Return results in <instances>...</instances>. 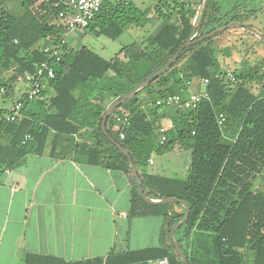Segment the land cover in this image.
Returning a JSON list of instances; mask_svg holds the SVG:
<instances>
[{"label":"trees","instance_id":"1","mask_svg":"<svg viewBox=\"0 0 264 264\" xmlns=\"http://www.w3.org/2000/svg\"><path fill=\"white\" fill-rule=\"evenodd\" d=\"M218 1L156 0L146 9L124 0L107 2L84 29L87 33L117 41L131 28L163 22L155 35L108 59L89 47L76 49L64 42L69 30L59 15L69 11L67 0H0V94L24 106L22 118L14 122L0 108V179L27 155L42 156L49 147L54 155L63 146L91 164L129 177L131 219H164L158 247L79 262L28 254L24 264H152L162 259L184 264L171 240L173 227L185 216L184 206H153L142 198L128 158L106 137L103 121L113 103L161 71L197 34V43L170 70L109 116L106 130L137 169L147 167L154 154L191 153L184 179L139 173L150 199L175 198L189 205L188 221L175 233L189 264H264V190L256 186L264 181V59L255 65L243 60L241 69L228 72L213 50L220 35L198 42L225 25ZM242 19L235 14L231 22L244 23ZM57 44L64 49L59 62L44 52V47ZM48 61L55 78L43 81L37 98L28 99L30 86L16 99V85L31 84L28 77ZM202 79L209 83H200ZM191 92L207 94L195 109L157 106L172 95L187 99ZM125 114L128 126L117 121ZM167 117L175 134L166 131L161 144V120ZM76 136L85 141L77 142ZM175 206L181 211H174Z\"/></svg>","mask_w":264,"mask_h":264},{"label":"crops","instance_id":"2","mask_svg":"<svg viewBox=\"0 0 264 264\" xmlns=\"http://www.w3.org/2000/svg\"><path fill=\"white\" fill-rule=\"evenodd\" d=\"M148 26L152 27L151 34ZM162 27L163 22L156 19L144 28H131L138 36L127 46L144 42ZM64 42L72 48H81L71 45L67 36ZM94 51L103 56V51ZM23 83L15 87L16 99L26 90ZM0 104L9 105L7 109L1 108L8 112L14 106L10 99L5 101L3 97ZM161 124L166 131L173 129V121L168 117ZM75 138L79 143L85 141ZM2 141L5 143L7 136ZM50 152L49 147L42 156L27 155L0 179V264H24L28 254L79 262L162 244L164 219L161 215L129 217L133 184L124 172L91 164L86 156L66 151L63 146L54 155ZM156 155L150 159L153 165L149 160L148 166L139 168L138 172L181 179L188 176L190 152L162 154L169 161L180 155L177 167L187 173L185 177L169 175L163 165L157 166ZM173 210L180 212L181 208L175 206ZM138 236L143 241L137 242Z\"/></svg>","mask_w":264,"mask_h":264},{"label":"rangeland","instance_id":"3","mask_svg":"<svg viewBox=\"0 0 264 264\" xmlns=\"http://www.w3.org/2000/svg\"><path fill=\"white\" fill-rule=\"evenodd\" d=\"M125 2L133 3L136 6L144 9L147 6H152L156 0H124ZM220 14L225 16L223 27L232 25L233 23L246 25L245 27L233 26L227 30L217 34L220 35L216 38L213 44V50L216 57L219 59L223 70L234 72L241 69L243 60L247 61L249 65H255L264 59V0H219ZM205 7V6H204ZM202 11V6L200 8ZM205 11V8H204ZM241 14L244 23L231 22L233 15ZM220 29V28H219ZM150 34L153 32L152 27L148 26ZM218 30V29H217ZM138 36L134 30L129 29L119 40L112 41L105 36H94L87 33L84 29H76L69 31L67 35L68 42L75 47L87 46L97 51H103V56L109 58L117 53L122 47L132 44L136 41ZM261 36V37H260ZM147 36L144 37V39ZM143 39V40H144ZM102 48H105L103 50ZM24 88H28L29 84L23 83ZM2 95L0 94V103ZM9 105H1L0 108L7 109ZM172 131V130H170ZM172 136L175 134L171 132ZM178 154V153H177ZM173 156V154H171ZM176 157V156H175ZM172 157L169 161L165 155H156L157 166L163 165L168 169V174L172 176L185 177L187 173L182 172L177 167V163L181 162V157ZM180 157V158H179ZM175 158V159H174ZM174 162V168L171 164ZM169 163V164H168ZM154 169V168H152ZM172 169V171H170ZM262 191L264 190V181H259L256 185ZM154 225V222L151 224ZM137 242H141L142 237L138 236ZM141 240V241H140Z\"/></svg>","mask_w":264,"mask_h":264},{"label":"built area","instance_id":"4","mask_svg":"<svg viewBox=\"0 0 264 264\" xmlns=\"http://www.w3.org/2000/svg\"><path fill=\"white\" fill-rule=\"evenodd\" d=\"M109 1H120V0H67L66 5L68 6V12H61L59 17L62 20L66 21V25L69 31L76 29H86L93 22L95 17L101 11L102 7ZM62 44L51 45L44 47V52L49 55L50 60L55 59L59 62L64 54ZM229 76L232 77V74L229 73ZM31 81V89L28 92L27 96L29 100H33L39 96L44 85L43 81L46 79L55 78L54 69L51 67L50 62H42L38 65L36 75L29 76ZM202 84H208L207 79L200 80ZM206 93H196L191 92L187 99H183L181 95H172L166 97L157 102V106L169 107V108H185V109H195L201 103L202 99L206 98ZM23 103L17 102L14 104L9 114L7 115V120L14 122L22 118V109ZM129 116L125 114L118 118V122L128 126L129 125ZM224 121L223 116H220L219 124L222 125ZM162 134L161 144L166 142V129L162 127L160 129ZM121 138H124V135L121 134ZM150 164L153 165L152 160ZM152 264H169L168 259H162L158 261H153Z\"/></svg>","mask_w":264,"mask_h":264},{"label":"water","instance_id":"5","mask_svg":"<svg viewBox=\"0 0 264 264\" xmlns=\"http://www.w3.org/2000/svg\"><path fill=\"white\" fill-rule=\"evenodd\" d=\"M207 4L208 2L206 1L205 2V12H204V15H203V19L205 18V14H206V11H207ZM233 26H241V27H245V25H242V24H237V23H233L232 25L230 26H227V27H223V28H220L218 30H215V31H212L211 33H209L208 35L204 36L202 39H200L198 42H201L211 36H214V35H217L225 30H227L229 27H233ZM199 36V34H197L195 36V38L193 40H191L190 42H188L187 44H185L181 49L180 51L173 57V59H171L168 64L161 70L159 71L158 73H156L155 75H153L152 77H150L149 79H147L146 81H144L143 83H141L140 85H138L134 90H132L131 92H129L128 94H126L124 97L118 99L115 103H113L109 108L108 110L106 111L105 115H104V121H103V130H104V133L106 135V137L110 140V142L118 148V150L120 152H122L129 160L130 162V166H131V169H132V175L134 177V180H135V183L138 187V191L140 193V195L142 196V198L150 205H153V206H157V205H166V204H172V203H176V204H180L182 206H184L185 210H186V213H185V216L184 218L182 219V221H180L178 224H176L172 231H171V240H172V243L175 247V250L178 254V256L180 257V259L182 260V262L184 264H189V261L188 259L186 258L183 250L181 249V247L179 246V244L177 243L176 241V238H175V233L177 231V229L179 227H181L183 224H185L187 221H188V218H189V215H190V207L189 205L182 201V200H179V199H175V198H172V199H164V200H152L150 199L144 192V189H143V185H142V182H141V178L139 176V172H138V169L133 161V159L131 158L130 154L123 148L121 147L114 139H112L108 133H107V130H106V123H107V120L109 118V116L118 108H120L127 100H129L131 97H133L135 94H137L139 91H141L142 89H144L145 87H147L148 85H150L154 80H156L157 78H159L160 76H162L164 73H166L168 70H170L174 64H176V62L179 60L181 54L183 53V51L185 49H187L188 47L190 46H193L195 45L197 42L195 41V39ZM261 37V36H260ZM261 39L264 41V38L261 37Z\"/></svg>","mask_w":264,"mask_h":264}]
</instances>
